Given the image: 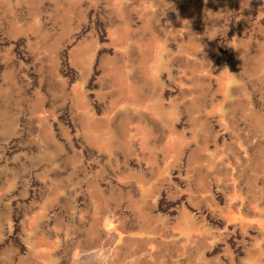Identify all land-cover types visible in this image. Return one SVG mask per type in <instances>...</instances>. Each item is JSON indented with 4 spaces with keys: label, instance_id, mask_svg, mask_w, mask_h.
<instances>
[{
    "label": "rangeland",
    "instance_id": "374dc122",
    "mask_svg": "<svg viewBox=\"0 0 264 264\" xmlns=\"http://www.w3.org/2000/svg\"><path fill=\"white\" fill-rule=\"evenodd\" d=\"M0 264H264V0H0Z\"/></svg>",
    "mask_w": 264,
    "mask_h": 264
}]
</instances>
